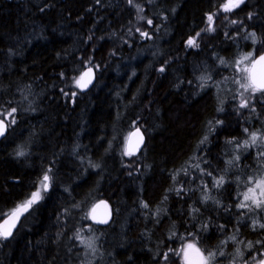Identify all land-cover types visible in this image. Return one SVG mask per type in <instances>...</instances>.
<instances>
[{
  "label": "trees",
  "instance_id": "1",
  "mask_svg": "<svg viewBox=\"0 0 264 264\" xmlns=\"http://www.w3.org/2000/svg\"><path fill=\"white\" fill-rule=\"evenodd\" d=\"M225 1L0 0V213L50 176L0 241V264H91L76 238L85 224L106 253L92 264H184L164 258L181 234L223 253L215 264L264 250V205L239 206L243 180L264 174V144L250 143L264 134V94L241 108L234 67L264 50V0L231 12ZM87 66L96 80L81 93ZM135 127L145 142L127 155ZM99 199L113 211L104 227L87 215Z\"/></svg>",
  "mask_w": 264,
  "mask_h": 264
},
{
  "label": "snow or ice",
  "instance_id": "2",
  "mask_svg": "<svg viewBox=\"0 0 264 264\" xmlns=\"http://www.w3.org/2000/svg\"><path fill=\"white\" fill-rule=\"evenodd\" d=\"M130 4L133 3V0H128ZM244 3V0H227L226 3L222 5V8L225 12H231L236 8H239L241 4ZM137 8L139 11H142V9L139 8L137 5ZM141 19H144V17H140ZM250 18V17H249ZM209 21V31L214 30L212 29L211 25L213 23V16L209 15L208 17ZM147 23L149 25L152 24L151 20H148ZM232 23H237V21H232ZM139 31V29H138ZM142 36H147L146 32H141ZM199 35V34H197ZM255 42V33L250 34ZM188 46L190 47H198V44L196 43L195 38H190L187 41ZM254 53L249 52L248 54L244 55L240 61H238L237 67L239 68V71L241 73H244L243 76V82L240 80H237L236 82L239 83V87L243 89V92L240 93L241 100H240V107L244 108L248 106V99L244 98V93L250 92L252 94L255 93H262L264 94V54L259 55L257 58L253 59ZM247 61V64H244V62ZM223 63V61H221ZM244 64L243 67H239V65ZM163 71V69H161ZM91 74L92 69L89 68L87 72L83 73L79 78L75 80V85L78 88L84 89L87 88V86L91 83ZM87 78V79H86ZM75 95V93H73ZM16 110L12 109L11 112L7 113L8 116H12V113H14ZM14 122V119L13 121ZM219 123V122H218ZM5 121L3 119H0V135L4 134L5 128H6ZM247 131V129H245ZM133 135H139V129L136 130L135 133H130V137ZM251 140L250 143L252 145H256L259 141L260 143L264 144V134L258 135L257 133H251ZM207 139V137H205ZM143 142L142 135H139V140L135 144L133 148L128 150L125 154L132 155L134 154L135 150L139 148L140 143ZM203 142V141H202ZM249 141H245V144L247 145ZM21 155L23 153H20ZM261 155H264V152L261 153ZM50 177L45 174L41 180V186L44 191H47L49 187ZM224 180L223 177H221L219 180H217V184H223ZM250 183L253 184V187H250L248 189V193H251L252 195H248L247 193L244 196L245 201L251 200L252 203L256 207H261L264 205V176H261L259 179L252 180L250 178ZM42 198L41 192L38 190L36 192H33L31 194V197L26 200L23 204L18 205L16 209H14L11 213L8 214V218L3 221V224L0 225V238L6 239L12 234V228L15 227L16 221L19 220L20 216L23 215L24 212H26L34 203H36L38 200ZM240 207H249L246 203H241L239 205ZM94 206L93 211L95 210ZM0 215H3L0 213ZM92 219H96L95 216H92ZM100 223H106V220H100L98 221ZM261 228H264V224L259 225ZM232 239H235L234 237ZM250 246V245H249ZM89 247H91V244H89ZM181 253L183 255L184 264H211V261L215 258V253L208 252L207 255L198 247H196L195 244L189 243L186 245L185 248L181 249ZM181 253H177L178 255ZM239 254V251H238ZM223 255V253H221ZM167 259V255L164 257ZM255 259V258H254ZM256 264H264V259H260L256 262Z\"/></svg>",
  "mask_w": 264,
  "mask_h": 264
},
{
  "label": "rangeland",
  "instance_id": "3",
  "mask_svg": "<svg viewBox=\"0 0 264 264\" xmlns=\"http://www.w3.org/2000/svg\"><path fill=\"white\" fill-rule=\"evenodd\" d=\"M227 2V0L225 1V3ZM223 9V8H222ZM257 41H255L256 43ZM254 48V47H253ZM249 52H253V50L249 51ZM248 52V53H249ZM247 53V54H248ZM257 52H254V55L256 54ZM246 55V54H245ZM244 56V55H243ZM242 58V57H241ZM241 58L238 60L240 61ZM238 61L234 64V67H235V70L237 72V80H240L241 82H243V76H244V73H241L239 71V68L237 67V64H238ZM248 62L245 61L244 64H247ZM244 64H241L239 65V67H243ZM235 83V82H234ZM232 86H234V84H232ZM221 87V86H220ZM223 89V87H222ZM221 89V90H222ZM226 90V89H225ZM235 90L237 91V95L239 96L237 98V100L240 102L241 100V96H240V93L243 92V89H241L239 87V83L236 82L235 84ZM224 91V89H223ZM257 93L255 94H252L250 92H246L244 93V98H249V97H252V96H255ZM240 106V105H239ZM247 141V140H246ZM125 148V146H123V149ZM197 156H194L192 157L190 160H193L196 158ZM197 159V158H196ZM214 166V164H213ZM187 168L188 165H187ZM45 175V174H44ZM43 175V176H44ZM48 175V174H47ZM43 176H41V178L36 182V186H35V189L32 191L33 192H36V191H40L41 192V196L43 195V193L45 192L41 186V180L43 178ZM49 176V175H48ZM261 176H264V174H261L260 176H257L256 178L253 176V175H250L249 177L245 178L242 182V185H241V197H242V202L241 203H246L249 205V207H253L254 209H257V208H261V207H256L251 200H248V201H245L244 199V196L245 194L247 193L248 195H252L251 193H248V189L250 187H253V184L250 183V178L252 180H256V179H259ZM50 177V176H49ZM50 183V182H49ZM31 193V194H32ZM31 194L28 196V198L26 200H28L30 197H31ZM25 200V201H26ZM89 207H88V210H87V215L89 216ZM7 212H4L2 213L3 215H0V220L1 218L6 214ZM89 219V218H88ZM90 220V219H89ZM76 238L78 239V243L79 245L82 247V250H81V253L83 252L85 258H86V261L89 262V263H94L98 257H102V259H104L106 257V253L103 251V252H100V245L98 244L97 242V238H98V231H96V229L91 226L90 224H85L83 226H81L77 232H76ZM116 237H114L113 239L111 237H107L105 238V243L104 245H108L110 244L113 240H115ZM0 241H1V238H0ZM175 243L173 244L175 246L174 249H171L167 251V256H170V255H176L178 256L177 253H181V249L185 248L187 244L189 243H193V244H196L197 243V239L195 236H190V235H179L177 237H175L174 239ZM223 241H221L222 243ZM89 244H91V247H89ZM249 245L247 244L246 245V248L248 247ZM181 257H182V262L184 263V259H183V255L182 253L179 254ZM207 255V254H205ZM221 257V254L218 252L217 255H215V261L217 258H220ZM255 258V259H254ZM264 259V250L262 251H259V252H252L251 254H248L247 257H240V256H237L234 259H232L231 261L230 260H227L226 262H224L223 264H256V262L260 259ZM218 263V262H217ZM211 264H215V262L212 260L211 261ZM220 264V263H218Z\"/></svg>",
  "mask_w": 264,
  "mask_h": 264
},
{
  "label": "water",
  "instance_id": "4",
  "mask_svg": "<svg viewBox=\"0 0 264 264\" xmlns=\"http://www.w3.org/2000/svg\"><path fill=\"white\" fill-rule=\"evenodd\" d=\"M261 54H264V50L261 51L260 53L256 54L253 56V59L257 58L259 55ZM91 68L92 69V74H91V83L87 86V88H84V89H81V88H78V90L81 92V93H84L86 91H88L92 86L93 84L95 83V80H96V72H95V69L92 67V66H87V67H84L79 75V77L87 72V70ZM87 79V78H86ZM2 119V118H0ZM5 121V120H4ZM5 124L7 125V123L5 122ZM139 129V135H142L143 137V142L140 143V146L138 149L135 150L134 154H137L143 147L144 145V142H145V136L142 132V130L139 128V127H135L133 129H131L129 131V133L127 134L126 136V140H125V153L130 150L131 148H133L135 146V144L138 142L139 140V135H133L130 137V133H135L136 130ZM6 132H7V126L5 128V131H4V134L3 135H0V140L6 135ZM132 154V155H134ZM94 206H97L95 207V210L93 211V208ZM16 209V208H15ZM31 209V207L23 213V215L20 216L19 220L16 221V224H15V227L12 228V234L13 232L15 231V229L17 228V226L19 225L21 219L29 212V210ZM12 212V211H11ZM10 212V213H11ZM92 216H95V220L92 219ZM8 218V214L6 216H4L1 220H0V225L3 224V221L5 219ZM89 219L92 223L96 224V225H99L101 227H104V226H107L113 219V211H112V208H111V205L110 203L105 200V199H99L97 200L96 202H94L90 209H89ZM100 220H106L107 222L106 223H100L98 221ZM11 234V235H12ZM11 235L9 237H7L6 239L2 238L3 240H7L11 237Z\"/></svg>",
  "mask_w": 264,
  "mask_h": 264
},
{
  "label": "flooded vegetation",
  "instance_id": "5",
  "mask_svg": "<svg viewBox=\"0 0 264 264\" xmlns=\"http://www.w3.org/2000/svg\"><path fill=\"white\" fill-rule=\"evenodd\" d=\"M27 198H28V197H26L25 199H23V200H21V201H18L13 207H10V208L6 211L7 213H6L4 216H6L7 214H9L11 211H13L18 205L23 204ZM38 201H40V200H38ZM38 201H37V202H38ZM37 202H36V203H37ZM36 203H34V204L31 206V209L34 207V205H35ZM31 209H30V210H31ZM30 210H29V211H30ZM28 213H29V212H28ZM28 213H27V214H28ZM27 214H26V215H27ZM26 215H25V216H26ZM4 216H3V217H4ZM25 216L21 219V221H20L19 225L17 226V228L20 226V224H21L22 220L25 218ZM3 217H2V218H3ZM2 218H1V219H2ZM90 222H91V221H90ZM91 223H92V222H91ZM93 224H94V223H93ZM17 228L15 229V231L17 230ZM15 231L13 232V234L15 233ZM13 234H12V235H13ZM12 235H11V237H12ZM11 237H10V238H11ZM10 238H9V239H10ZM9 239H7V240H9ZM1 240H3V239L1 238Z\"/></svg>",
  "mask_w": 264,
  "mask_h": 264
}]
</instances>
